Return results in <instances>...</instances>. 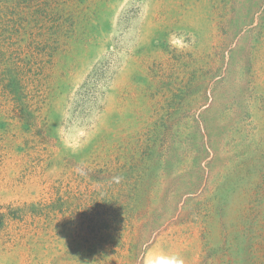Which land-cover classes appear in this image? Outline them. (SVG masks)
Segmentation results:
<instances>
[{
	"label": "rangeland",
	"instance_id": "374dc122",
	"mask_svg": "<svg viewBox=\"0 0 264 264\" xmlns=\"http://www.w3.org/2000/svg\"><path fill=\"white\" fill-rule=\"evenodd\" d=\"M3 70L0 264H264V0H0Z\"/></svg>",
	"mask_w": 264,
	"mask_h": 264
},
{
	"label": "clouds",
	"instance_id": "9594fccd",
	"mask_svg": "<svg viewBox=\"0 0 264 264\" xmlns=\"http://www.w3.org/2000/svg\"><path fill=\"white\" fill-rule=\"evenodd\" d=\"M183 41H184L183 36L180 37L173 36L170 39V43L177 48H183L186 46ZM66 146L72 147L73 150L79 147V145H75V144H67ZM146 264H183V260L179 255L176 254L171 256L160 255L150 261H146Z\"/></svg>",
	"mask_w": 264,
	"mask_h": 264
},
{
	"label": "trees",
	"instance_id": "16d2710c",
	"mask_svg": "<svg viewBox=\"0 0 264 264\" xmlns=\"http://www.w3.org/2000/svg\"><path fill=\"white\" fill-rule=\"evenodd\" d=\"M13 71L3 70L0 72V102L3 99H8L7 94L9 93H18L19 82L17 78L12 77Z\"/></svg>",
	"mask_w": 264,
	"mask_h": 264
}]
</instances>
